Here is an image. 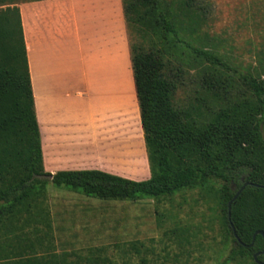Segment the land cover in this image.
Returning <instances> with one entry per match:
<instances>
[{"label": "trees", "instance_id": "trees-1", "mask_svg": "<svg viewBox=\"0 0 264 264\" xmlns=\"http://www.w3.org/2000/svg\"><path fill=\"white\" fill-rule=\"evenodd\" d=\"M23 1L0 0V204L24 202L47 181L102 199H134L220 176L230 254L264 263V253L254 257L264 251V235L254 238L256 231L264 232V51L252 69L221 71L222 56L205 46L211 38L208 2L122 0L151 177L133 180L96 169L50 173L43 164ZM192 71L205 99L201 116L175 103ZM246 94L253 98L251 108L241 103ZM18 264L49 263L34 253Z\"/></svg>", "mask_w": 264, "mask_h": 264}, {"label": "rangeland", "instance_id": "rangeland-1", "mask_svg": "<svg viewBox=\"0 0 264 264\" xmlns=\"http://www.w3.org/2000/svg\"><path fill=\"white\" fill-rule=\"evenodd\" d=\"M204 2L211 34L205 46L222 56L221 71L256 66L264 51V0ZM198 87L192 71L175 103L201 116L205 99ZM241 103L251 108L254 101L246 94ZM142 149L148 158L145 138ZM222 184L215 176L159 197L102 199L47 181L24 202L0 204V264L34 253L49 264H253L249 256L230 254Z\"/></svg>", "mask_w": 264, "mask_h": 264}, {"label": "crops", "instance_id": "crops-1", "mask_svg": "<svg viewBox=\"0 0 264 264\" xmlns=\"http://www.w3.org/2000/svg\"><path fill=\"white\" fill-rule=\"evenodd\" d=\"M19 7L45 171L149 179L122 0H25Z\"/></svg>", "mask_w": 264, "mask_h": 264}, {"label": "water", "instance_id": "water-1", "mask_svg": "<svg viewBox=\"0 0 264 264\" xmlns=\"http://www.w3.org/2000/svg\"><path fill=\"white\" fill-rule=\"evenodd\" d=\"M245 186H246V185H244V186L242 187V189H243ZM242 189H240V191H238V193H236V195L234 196V199L237 198V196L240 194V192L242 191ZM230 206H231V203H229V207H230ZM229 216H230V212H229ZM233 231H234V234L236 235L235 230H233ZM257 234H263V235H264V232L261 231V230L256 231V233L254 234V238L256 237ZM261 253H264V251H263V252H260V253H256V254L254 255V257H255L256 260H257L258 255L261 254ZM259 264H264V263H263V262H259Z\"/></svg>", "mask_w": 264, "mask_h": 264}]
</instances>
